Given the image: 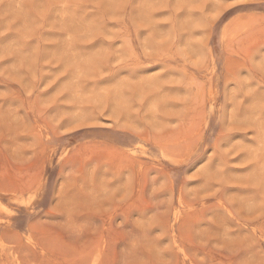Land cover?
I'll use <instances>...</instances> for the list:
<instances>
[{"label": "rangeland", "instance_id": "rangeland-1", "mask_svg": "<svg viewBox=\"0 0 264 264\" xmlns=\"http://www.w3.org/2000/svg\"><path fill=\"white\" fill-rule=\"evenodd\" d=\"M0 264H264V0H0Z\"/></svg>", "mask_w": 264, "mask_h": 264}]
</instances>
